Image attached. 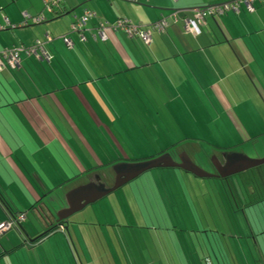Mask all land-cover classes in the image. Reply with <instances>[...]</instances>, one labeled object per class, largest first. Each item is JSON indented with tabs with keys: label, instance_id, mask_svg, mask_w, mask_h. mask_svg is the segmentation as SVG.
I'll return each instance as SVG.
<instances>
[{
	"label": "crops",
	"instance_id": "crops-1",
	"mask_svg": "<svg viewBox=\"0 0 264 264\" xmlns=\"http://www.w3.org/2000/svg\"><path fill=\"white\" fill-rule=\"evenodd\" d=\"M50 1L0 0V52L33 48L44 36L52 39L44 45L48 60L22 55L18 70L0 74V179L6 180L0 182V217L6 219L5 224L7 211L24 215L26 224L29 210L45 207L48 197L60 190L66 189L68 195L93 184L101 187L92 180L103 177L102 170L114 172L122 166L156 160L170 155L168 147L189 142L214 146L217 151L210 157L216 159L214 164H224L233 156L248 158L236 149H252L256 156L249 157L264 158V4H256L252 15L243 11L207 19L201 36L195 38L183 23L193 19L191 10L235 0H67L63 16L58 17L45 12ZM85 11L96 18L83 35L71 33L74 17L81 18ZM173 14H177L176 20ZM24 15L44 16L46 22L19 28ZM122 18L146 27L167 19L168 28L153 32L152 44L146 46L138 38L112 29ZM100 25L109 26L107 40L95 44ZM183 152L194 163L191 154L195 151ZM247 188L250 200L242 197L240 185L229 188L232 201L222 196L224 188L211 197L212 189L195 188L185 199L172 189L162 193L149 188L140 197L133 192L131 201L141 213L140 226L145 231L133 239L137 254L124 251L114 257L110 253L105 259L112 262L105 263L103 258V263L264 264V239L258 238L260 234L264 238L260 228L264 187L249 179ZM3 194L13 197L8 198L11 204ZM204 203L207 210L202 208ZM120 211L123 216L127 213L123 208ZM190 213L193 218L197 214L200 226L206 224L202 237H194L190 228L194 225L188 223ZM34 218L48 227L45 239L37 241L41 233L27 231L22 224L19 235L0 242V263L12 257L15 264H44L48 252L44 246L48 240H56L50 247L54 251L51 264H65L58 251L63 254L65 239L70 244L75 234L70 222L55 227L49 216ZM230 223L235 226L231 235L228 231L221 234ZM125 224L118 227L126 229ZM242 226L253 232V240L242 234ZM208 228L213 231L211 238L204 235ZM150 242L158 248L157 255L143 249ZM161 243L164 252H160ZM194 243L200 245L201 253L196 246L193 250Z\"/></svg>",
	"mask_w": 264,
	"mask_h": 264
},
{
	"label": "rangeland",
	"instance_id": "rangeland-1",
	"mask_svg": "<svg viewBox=\"0 0 264 264\" xmlns=\"http://www.w3.org/2000/svg\"><path fill=\"white\" fill-rule=\"evenodd\" d=\"M191 133L194 136L198 135L197 132L195 131ZM262 141H264V138L262 139ZM157 149H159V151H162L161 148H157ZM191 149L193 152L195 151V153L191 154L193 162L200 169H202L205 173L213 175L215 173L214 163L216 162V159L210 158V157L212 156V154H214L217 151V148H215L214 146L210 147L208 145L202 144L201 142L200 143L189 142L188 145L187 143H185L184 145L175 146L172 148L168 147L167 153H170L169 156L174 158L176 162L177 161L180 162V159L184 157L185 152L183 151H189ZM153 151H156V149H153ZM235 151L245 154L249 158V160H252V161L264 160V158L262 159L261 158L260 159L251 158L252 156L254 157L256 156V153L252 149H246V148L244 150L236 149ZM261 168H262L261 170H258L260 169L258 168L248 173H243V174L234 176L224 181L215 180V179H212V180L195 179L190 174H187L181 171L179 172L176 170L151 171L145 174L144 176H142L140 179L134 181L130 185H127L123 189L114 193L113 195H110L109 197L103 199L99 203L88 207L84 212L78 213L74 215L73 217H71L68 220V222H70L71 224L70 227L73 229V232L75 234L71 235L70 244L67 241V239H65L66 248L64 249L63 254H61V251H58L59 257H61V259L65 262V264H80V263L88 264L87 262H91L93 260L100 261V263H103V260H102L103 258H104L105 263H111L112 262L111 260L105 259L107 255H110V253H112L114 257H118L122 255L124 251H129L131 256H134V254H137L138 247L137 245H135L134 241L136 239V236H139L140 238V235H142V232H145V231L144 230L142 231L144 227L140 226L141 224H143L141 222V219H142L140 215L141 213L136 210V207L133 201H131L133 192L135 193L136 196L140 197V192L143 193L145 189L149 190V188L160 190V191L162 190V193L167 191L168 189L169 191L166 193H169L172 190H178L179 192L182 193L183 199H185L187 196L189 197L190 192H196L195 188H198V189L208 188L210 190L212 189L210 191V197L213 195H216V192H215L216 190L224 188L225 190L224 192L222 191V194H223L222 196L227 197L228 199L230 198V201H232V195L230 191H228V189L233 188L234 185L235 186L240 185L242 197H245L247 200H250L251 199L249 197L250 192L248 191V188H247L248 181L249 179H252L253 183L261 182L259 179L262 176L261 174L264 173V166H262ZM101 172H105V173H101V176L103 177L98 176L96 179L93 178L94 180L92 179L91 180L94 183H97L98 185L102 184L106 188L113 187L114 172L111 170H108V171L102 170ZM104 175L106 177H104ZM0 182L6 183V180L2 178L0 179ZM253 190H256V189L253 188ZM58 193L59 194L53 195V197L52 195L48 197L49 200L46 203L45 207L40 206V207L34 208L33 212H31L32 208L29 210L30 217L29 219H27L28 222L24 224L26 222V219H25V222L22 223L25 226L23 227L24 229H26L27 231H29L30 229H34L38 233L39 232L41 233L40 236L43 234L47 235L48 232H44L45 230L48 229V227L45 226L46 224L42 223L41 220H36L34 216H39V217L45 216V215L49 216L51 223L53 225L54 220H57L56 217L58 216V214H60V212L65 210L67 206L66 189L60 190ZM200 194L202 195V193ZM182 196H180V198H182ZM3 197L7 201V203L11 204L8 198L13 199L12 196H5V194H3ZM167 197L168 195L164 193L163 198L166 199ZM176 198L180 199L179 195H177ZM143 201L147 204L146 200H143ZM180 202L186 204V202L185 201L182 202L181 199H180ZM1 205H2V200H1ZM105 206H108V209L105 210L104 208ZM122 208L127 210V213L124 216L122 215V212L120 211ZM202 208L205 210L208 209L205 203H204V206H202ZM14 209L15 208L13 207V210ZM131 209H133V211H130ZM188 209H189V204H188ZM219 212L222 215L226 216V213L223 212L222 210H220ZM7 213H8V220H10V218H16L17 216L20 215L19 214L17 216H13L11 214H15V213H9V211H7ZM181 213L185 214V210L184 212H181ZM128 214H130L129 217H128ZM143 214L146 215V213L144 212ZM2 215L3 214L0 209V216ZM180 217H182V215H180ZM213 218H215L216 220V217H213ZM258 218H260V216H258ZM0 219L2 220L0 221V225H1L0 228H1L3 225H5L6 219H3L2 217H0ZM172 220L173 221L176 220L174 216L172 217ZM217 222H220V220L217 219ZM225 222L227 223V221ZM124 223H126L125 224L126 229L118 227V225H124ZM167 223H169V221H167ZM188 223H190L189 226L194 225V226H190L191 229L192 228L194 229L193 231L195 233L194 237H202L203 235L202 232L204 229H206V224H204V227L200 226L201 223L199 222V218L197 214L194 213V218L191 215L190 222ZM22 224L18 225V230L17 228H13L11 231L6 232L4 237L0 236V242H4L5 241L4 239H6V237L13 238L14 234L19 235L18 231L20 232ZM136 224H138L139 227L136 226ZM226 227L227 228H223L222 231H220L221 234H225V233L227 234V231H228V235H231V230H235V226H233L232 223H230V226L227 225ZM260 228H261V233H262V231H264V223L260 225ZM180 229H184V228L181 227ZM117 230H119V232H117ZM247 230L244 226L241 227L242 234H244L245 236L249 235L251 237L253 232H250L249 228ZM181 231L184 234L183 236L187 235V237H189L188 234L185 235V230H181ZM163 232L164 231L161 232L162 235H163ZM212 232L213 231L212 230L210 231V229L208 228L207 233H205L204 235L206 237L208 235L209 238H211ZM256 233L257 235L260 234L259 228L256 229ZM94 237H96V239L94 242H92L91 240ZM258 238L261 239L262 241L264 239L262 238L261 234H260V237ZM145 240H147L146 235H145ZM252 240H253V236H252ZM55 241L56 240L54 241L50 240L49 242L48 240V243H46V245L44 246V248L48 251L45 257L46 259H45L44 264L52 263V257H53L54 251L53 252L50 251L51 250L50 247L55 245ZM72 244L77 249L76 253L78 255L75 253V251H72L73 250ZM144 244H146L148 247L143 246V249L148 250L147 252H149L151 249L157 255L156 250H158V248H155L151 242L144 243ZM184 245L185 244L182 243L183 249H184ZM195 246L198 248L200 245L194 243L193 250H195L196 248ZM246 246H248V244ZM262 248L264 249V245L262 246ZM40 251L41 249H39L38 252ZM162 251L164 252V248L161 243L160 252ZM198 252L201 253V251H199V248H198ZM7 259L1 260L0 264H7V263L15 264L14 258L9 257ZM197 260L199 261V263H201L202 258L200 257ZM124 264H126V261H124Z\"/></svg>",
	"mask_w": 264,
	"mask_h": 264
},
{
	"label": "built area",
	"instance_id": "built-area-1",
	"mask_svg": "<svg viewBox=\"0 0 264 264\" xmlns=\"http://www.w3.org/2000/svg\"><path fill=\"white\" fill-rule=\"evenodd\" d=\"M65 0H51L45 5V12L52 14L60 8V5ZM132 3H137V0H123ZM262 0H235L231 3L222 4L214 7H209L206 9H193L190 12L193 15V19L184 20V29L190 33L192 36L200 37L202 34V28L206 26V21L208 18L219 19L229 14L239 15L242 10H246L249 14H254L256 4ZM96 15L93 12L85 11L81 18L74 17L73 23L70 26L71 33H77L83 35L86 31L87 24L95 19ZM172 18L177 19V14H173ZM46 19L44 16L38 18H32L28 15L23 16V23L19 28H28L31 26H38L45 23ZM109 27L108 25H100L98 28L97 36H94L95 44L99 41L104 42L107 40L105 35V30ZM111 28V27H110ZM168 28L167 19H163L158 23L152 24L150 26H135L127 19H120L112 26L115 31H120L128 37H135L141 40L146 46L152 44V33L158 32L163 33ZM83 38V37H82ZM52 39L49 36H44V40L37 42L33 48L19 47L15 49L5 50L0 52V74L6 70H18L21 66V56H35L40 58H45L44 45L49 44ZM64 42L69 46L70 41L64 38ZM47 59V57L45 58ZM48 60V59H47ZM25 216L19 215L16 218H10L7 224L0 228V234L11 231L13 228L18 229V225L25 222Z\"/></svg>",
	"mask_w": 264,
	"mask_h": 264
},
{
	"label": "water",
	"instance_id": "water-1",
	"mask_svg": "<svg viewBox=\"0 0 264 264\" xmlns=\"http://www.w3.org/2000/svg\"><path fill=\"white\" fill-rule=\"evenodd\" d=\"M262 166H264V160L252 161L248 158L233 156L225 159L224 164L219 162H217V164H214V168L217 174L211 175L205 173L202 169L192 163L188 157L181 158L180 162L177 163L169 155L162 156L156 160L141 164L122 166L121 168L114 170L116 177L113 187L106 188L103 185H100L101 187H98L93 184L81 187L66 195V209L58 214V216L56 217L57 220H54V223L60 224L69 220L74 215L82 212L88 206L103 200L104 198L110 196L111 194H114L123 187L132 183L142 175L154 170H180L192 175L194 178L201 180H227L234 176L261 168Z\"/></svg>",
	"mask_w": 264,
	"mask_h": 264
},
{
	"label": "trees",
	"instance_id": "trees-1",
	"mask_svg": "<svg viewBox=\"0 0 264 264\" xmlns=\"http://www.w3.org/2000/svg\"><path fill=\"white\" fill-rule=\"evenodd\" d=\"M67 0H65L61 5H60V8L58 9V10H56L55 12H53L52 14H50V15H54V16H63V14H62V8L64 7V3L66 2ZM260 4H264V0H262L261 2H259ZM224 4H227V3H224ZM258 4V3H257ZM214 6H216V5H214ZM214 6H209V7H214ZM218 6V5H217ZM209 7H206V8H209ZM206 8H201V9H206ZM243 11H245L247 14H249L246 10H242V12ZM255 11H256V9H255ZM241 12V13H242ZM240 13V14H241ZM255 13V12H254ZM239 14V15H240ZM249 15H252V14H249ZM123 19V18H122ZM209 19H212V18H208V20ZM220 19V18H219ZM46 22V21H45ZM207 23V22H206ZM44 24V23H43ZM262 168H260V169H258V170H261ZM180 172V171H179ZM182 172V171H181ZM262 176H261V178L259 179L261 182H257L258 183V186L259 187H264V173L263 174H261ZM216 180H221V179H216ZM18 230V229H17ZM22 230H20V232H21ZM49 234H50V232H49ZM47 235L45 234V235H41V237H39L38 239H37V241H40V240H42V238L44 239L45 237H46Z\"/></svg>",
	"mask_w": 264,
	"mask_h": 264
},
{
	"label": "flooded vegetation",
	"instance_id": "flooded-vegetation-1",
	"mask_svg": "<svg viewBox=\"0 0 264 264\" xmlns=\"http://www.w3.org/2000/svg\"><path fill=\"white\" fill-rule=\"evenodd\" d=\"M174 161H175V160H174ZM177 163H179V161H177ZM215 174H217L216 171H215ZM63 223H64V222H63ZM63 223H60V224L56 223V224H55V227H59V226H61ZM52 229H53V227H52ZM50 230H51V229H50Z\"/></svg>",
	"mask_w": 264,
	"mask_h": 264
}]
</instances>
